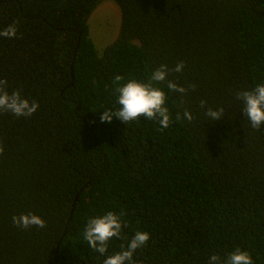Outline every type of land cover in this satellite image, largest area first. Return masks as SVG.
<instances>
[{
	"label": "trees",
	"instance_id": "1",
	"mask_svg": "<svg viewBox=\"0 0 264 264\" xmlns=\"http://www.w3.org/2000/svg\"><path fill=\"white\" fill-rule=\"evenodd\" d=\"M104 1L0 0V30L18 27L0 37V79L40 105L28 118L0 113V264H103L138 230L151 240L134 264H207L237 248L264 264V127L235 98L264 84V0H113L120 32L101 54L89 20ZM180 62L168 79L196 90L156 85L169 128L101 122L120 107L116 75L147 81ZM220 107L223 119L205 115ZM185 108L193 121L175 119ZM108 211L126 213V227L102 256L83 233ZM28 213L46 228L13 225Z\"/></svg>",
	"mask_w": 264,
	"mask_h": 264
},
{
	"label": "clouds",
	"instance_id": "2",
	"mask_svg": "<svg viewBox=\"0 0 264 264\" xmlns=\"http://www.w3.org/2000/svg\"><path fill=\"white\" fill-rule=\"evenodd\" d=\"M18 34V27L15 23L7 28L0 30V37L13 39ZM185 64L178 63L174 68H169L167 64L160 65L152 71L147 81L130 79L126 82L125 77L116 75L112 81L118 93L117 103L119 109L113 112L105 110L100 117L101 122L111 123L114 119H119L128 124L141 117L150 121L158 122L161 130L169 128L173 122L170 110L167 107V93L158 84L166 83L167 89L181 96L187 95L188 91H195L196 85L188 88L180 86L177 82L168 79L170 72L183 73ZM123 82V83H122ZM236 100L243 103V113L247 121L254 130L264 127V84H258L251 90L240 91L235 94ZM207 101L201 100L200 107L205 108ZM40 108L37 101L25 98L21 90L8 91L7 79H0V113H11L16 117H31ZM224 108L218 110L208 108L205 115L212 121L221 120L224 116ZM176 120L186 119L191 122L194 120L193 114L185 108L183 113H176ZM4 154V145L0 141V156ZM126 213L108 211L103 216L90 218L83 233L84 240L95 252L105 255L109 250V243L114 238H122V230L126 227L123 216ZM12 223L17 228L29 229L38 227L46 228V221L34 213L14 215ZM151 235L147 231H136L127 246L121 245V251L108 255L103 264H134V254L137 250L148 246ZM207 264H254L251 254L237 248L229 253L222 261L219 255L213 254L208 258Z\"/></svg>",
	"mask_w": 264,
	"mask_h": 264
},
{
	"label": "rangeland",
	"instance_id": "3",
	"mask_svg": "<svg viewBox=\"0 0 264 264\" xmlns=\"http://www.w3.org/2000/svg\"><path fill=\"white\" fill-rule=\"evenodd\" d=\"M120 26L121 10L113 0L102 2L91 15L90 38L101 54L118 37Z\"/></svg>",
	"mask_w": 264,
	"mask_h": 264
},
{
	"label": "water",
	"instance_id": "4",
	"mask_svg": "<svg viewBox=\"0 0 264 264\" xmlns=\"http://www.w3.org/2000/svg\"><path fill=\"white\" fill-rule=\"evenodd\" d=\"M58 248H59V246L55 249L54 254L58 253Z\"/></svg>",
	"mask_w": 264,
	"mask_h": 264
}]
</instances>
